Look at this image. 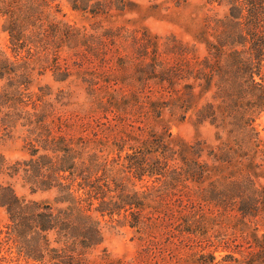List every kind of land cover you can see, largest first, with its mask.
<instances>
[{"label": "trees", "instance_id": "trees-1", "mask_svg": "<svg viewBox=\"0 0 264 264\" xmlns=\"http://www.w3.org/2000/svg\"><path fill=\"white\" fill-rule=\"evenodd\" d=\"M65 1L90 19L127 11ZM205 2L226 13L185 41L0 0V134L23 153L0 154V264H264V0ZM76 83L87 109L72 108ZM165 112L218 143L157 131ZM105 224L133 232V258L103 247Z\"/></svg>", "mask_w": 264, "mask_h": 264}, {"label": "rangeland", "instance_id": "rangeland-1", "mask_svg": "<svg viewBox=\"0 0 264 264\" xmlns=\"http://www.w3.org/2000/svg\"><path fill=\"white\" fill-rule=\"evenodd\" d=\"M127 11L125 14L114 15L111 19L102 18L90 19L79 13L73 12L68 7L65 0H60L64 17L61 19L78 26L89 27V24L98 22L103 26H125L127 28L145 27L151 33L165 36L174 34L182 40H189L190 36L186 32H194L200 29L205 15L224 16L226 8L223 6H210L205 0H123ZM61 57H66L65 53ZM42 83H49L53 88L62 87L68 89L66 84H56L52 81L50 74H46ZM73 91L72 108L89 107L88 99L84 90L79 84L70 85ZM256 130L260 139L264 142V112L256 120ZM165 126L174 140L192 142L195 139L202 140L207 146H215L218 142L215 139V130L208 124L198 125L187 117L184 121L177 120L167 112L163 115V124H155L154 128L161 131ZM0 154L9 160H14L23 156L21 151V141L14 137H6L0 134ZM15 190L19 195L24 194V190L19 184L15 185ZM5 213L0 209V226L5 222ZM103 247L113 257L131 259L135 256L139 248V242L133 232L128 228L118 227L113 224H105L102 228Z\"/></svg>", "mask_w": 264, "mask_h": 264}]
</instances>
